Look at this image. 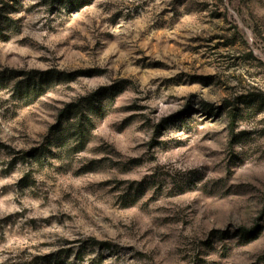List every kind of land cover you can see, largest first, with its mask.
I'll return each instance as SVG.
<instances>
[{
  "label": "rangeland",
  "instance_id": "374dc122",
  "mask_svg": "<svg viewBox=\"0 0 264 264\" xmlns=\"http://www.w3.org/2000/svg\"><path fill=\"white\" fill-rule=\"evenodd\" d=\"M0 264H264V0H0Z\"/></svg>",
  "mask_w": 264,
  "mask_h": 264
},
{
  "label": "trees",
  "instance_id": "16d2710c",
  "mask_svg": "<svg viewBox=\"0 0 264 264\" xmlns=\"http://www.w3.org/2000/svg\"><path fill=\"white\" fill-rule=\"evenodd\" d=\"M74 2L81 1V0H73ZM41 85L43 83L44 77L41 76ZM96 104L94 101H91L88 108L90 111H95ZM73 112V108L68 106L64 110V115L63 116H69L70 113ZM63 116L59 120V125H63L65 122L63 119ZM79 119V117H78ZM67 123V129L63 132L58 133L57 140L61 142L62 144L67 141L70 136H73V138H76V143H78L77 148L79 150H82L87 143L89 136H90V131L92 130L93 127V121L92 120H66ZM95 244H105V242H100L98 240H94Z\"/></svg>",
  "mask_w": 264,
  "mask_h": 264
}]
</instances>
